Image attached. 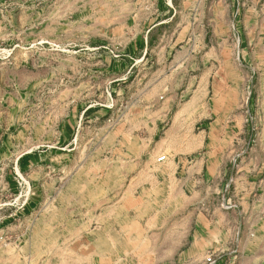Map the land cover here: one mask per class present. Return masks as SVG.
Instances as JSON below:
<instances>
[{
  "label": "rangeland",
  "instance_id": "rangeland-1",
  "mask_svg": "<svg viewBox=\"0 0 264 264\" xmlns=\"http://www.w3.org/2000/svg\"><path fill=\"white\" fill-rule=\"evenodd\" d=\"M129 1L0 0V264H217L206 246L209 154L264 142L259 71L238 56L244 0ZM185 1H215V22L193 23ZM162 2L181 14L166 19ZM239 81L244 119L210 118ZM165 82L177 95L169 108ZM192 101L199 119L180 118ZM168 130L199 136V213L187 207L190 183L175 193L134 181V159L179 154Z\"/></svg>",
  "mask_w": 264,
  "mask_h": 264
},
{
  "label": "crops",
  "instance_id": "crops-1",
  "mask_svg": "<svg viewBox=\"0 0 264 264\" xmlns=\"http://www.w3.org/2000/svg\"><path fill=\"white\" fill-rule=\"evenodd\" d=\"M128 4L129 6L144 4L145 8L148 5L132 0ZM184 4L183 9L186 10L193 23H200L206 18L208 23L215 22V1H209L206 7L200 6L196 1H185ZM243 6L244 9L239 12V16L243 21L241 25L246 32L241 33L242 36L245 35V38H242L245 41H242V49L238 52V56L245 68L249 65L259 71L257 96L259 102L264 104V0H244ZM175 7L179 8V4ZM158 8H161L162 11L166 9L162 13L166 19L174 17V14H181L175 10L171 11L173 9L172 2H162L158 4ZM158 19L160 21L153 24L147 31L149 40L154 37L155 29L163 23L161 17ZM147 42L148 40L145 38L143 47H146ZM233 84L228 86V91L230 95L234 93L235 97H231L229 93H227L229 96L224 94L223 106L219 107L217 111L209 112L212 114L210 118L213 117L215 121L220 120L225 124V122L244 119L241 106L237 111V104L241 102L243 84L242 81H239L238 85L235 82ZM165 86L169 91L165 105L169 108L176 102L177 95L174 94L173 85L165 82ZM236 88H239L238 92ZM179 105L183 107L181 111L189 107L192 110V115L188 117L183 115L180 118L199 119L201 111L199 102L192 101L191 106L188 105V102ZM256 119L260 122V127L256 130L257 135L264 137L263 108ZM218 129L219 132L223 130L224 136L232 133V127L222 126ZM163 134L168 144H171L172 148L170 149L174 150L178 147L179 154L172 155V160L168 162L157 161L161 156L157 157L155 162H141L134 159L129 163V167L136 169L133 176L134 181L144 182L145 179H149L156 188L158 187V191L161 186H164L166 191L175 193L178 192L177 185L179 192H184L185 184L190 183L192 194L187 207L192 206V214L199 213L201 199L198 185L202 179L200 172L205 163L204 161L200 162L199 158H191L192 153L190 154V151L193 152L199 148V136L189 134V131L179 135L175 130H168ZM238 134H241V128L238 129ZM219 148L223 151L220 160L212 159V155L209 154L208 163H206L209 170L208 195L211 196L207 203L211 219L209 220L208 238L206 239L208 244L206 246L212 249L211 253L215 256L217 264L222 262L225 257L228 264H264V142L256 143L249 149L243 150L242 147H236L232 150V146L225 141L224 145ZM214 149L216 150V147ZM232 153H237L235 156L239 157L237 164L228 162V157L232 156ZM177 177H180V180H177ZM195 186L197 189L194 188Z\"/></svg>",
  "mask_w": 264,
  "mask_h": 264
},
{
  "label": "built area",
  "instance_id": "built-area-1",
  "mask_svg": "<svg viewBox=\"0 0 264 264\" xmlns=\"http://www.w3.org/2000/svg\"><path fill=\"white\" fill-rule=\"evenodd\" d=\"M164 160H165V156H161L157 159V161L159 162ZM206 264H214V259H212V257H207Z\"/></svg>",
  "mask_w": 264,
  "mask_h": 264
},
{
  "label": "bare ground",
  "instance_id": "bare-ground-1",
  "mask_svg": "<svg viewBox=\"0 0 264 264\" xmlns=\"http://www.w3.org/2000/svg\"><path fill=\"white\" fill-rule=\"evenodd\" d=\"M64 252V251H63Z\"/></svg>",
  "mask_w": 264,
  "mask_h": 264
}]
</instances>
